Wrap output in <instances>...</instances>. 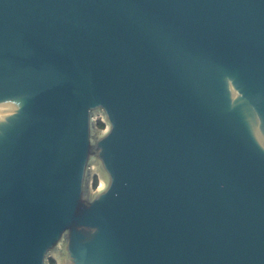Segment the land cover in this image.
Listing matches in <instances>:
<instances>
[{
	"label": "water",
	"instance_id": "obj_1",
	"mask_svg": "<svg viewBox=\"0 0 264 264\" xmlns=\"http://www.w3.org/2000/svg\"><path fill=\"white\" fill-rule=\"evenodd\" d=\"M53 252L264 264V0H0V264Z\"/></svg>",
	"mask_w": 264,
	"mask_h": 264
},
{
	"label": "rangeland",
	"instance_id": "obj_2",
	"mask_svg": "<svg viewBox=\"0 0 264 264\" xmlns=\"http://www.w3.org/2000/svg\"><path fill=\"white\" fill-rule=\"evenodd\" d=\"M94 128L97 133H101L107 129L108 124L104 121V114L102 110L94 112ZM92 173L89 175V189L91 193H95L97 189H100L99 187L100 182L104 181V176L101 172L100 166L97 163V161L91 163L90 165ZM58 252L51 253V257L48 259L47 264H60L59 258H58Z\"/></svg>",
	"mask_w": 264,
	"mask_h": 264
},
{
	"label": "bare ground",
	"instance_id": "obj_3",
	"mask_svg": "<svg viewBox=\"0 0 264 264\" xmlns=\"http://www.w3.org/2000/svg\"><path fill=\"white\" fill-rule=\"evenodd\" d=\"M104 186H105L104 181H101L99 187L103 188Z\"/></svg>",
	"mask_w": 264,
	"mask_h": 264
}]
</instances>
